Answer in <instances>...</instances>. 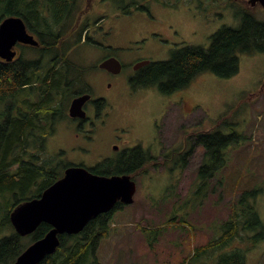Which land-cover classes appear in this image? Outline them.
Here are the masks:
<instances>
[{"label":"rangeland","instance_id":"obj_1","mask_svg":"<svg viewBox=\"0 0 264 264\" xmlns=\"http://www.w3.org/2000/svg\"><path fill=\"white\" fill-rule=\"evenodd\" d=\"M119 2L133 3L76 0L71 20L63 27L69 34L78 33L84 20L92 24L88 36L95 43L83 35L68 54L85 69L82 79L95 81L93 94L112 101L123 122L120 127L132 125L126 129L131 141L120 149L140 143L155 157L133 173V202L113 212L108 235L96 250L97 260L100 264H185L195 246L219 235L240 192L264 180V52H237L238 70L228 77L203 71L171 93L160 92L157 85L132 90L129 78L137 59L165 60L183 44L208 47L210 36L220 27L240 25L236 7L247 0H137L142 8L131 5L129 13L118 10ZM249 9L264 20L261 5H249ZM41 10L43 17L53 18L52 8ZM99 15H105L100 29L95 25ZM67 39L75 38L68 35L64 39L68 44ZM108 55L122 63L115 78L97 65ZM109 83L121 84L117 90L108 88ZM228 108L236 110L228 120L243 138L227 147L223 165L203 191L199 167L204 147L196 142V135L213 130ZM66 119L57 123L46 141L49 156L61 154L58 159L63 163L91 167L111 155L110 143L117 138L106 136L92 150L82 145L83 132L78 138L74 129L63 125ZM255 201L264 220V183ZM148 228L159 231L150 234ZM239 247L248 248L244 264H264V240L253 247L245 241Z\"/></svg>","mask_w":264,"mask_h":264},{"label":"trees","instance_id":"obj_2","mask_svg":"<svg viewBox=\"0 0 264 264\" xmlns=\"http://www.w3.org/2000/svg\"><path fill=\"white\" fill-rule=\"evenodd\" d=\"M46 1L0 0V20L9 15L21 17L38 40V46L21 45V54L13 61L0 58V262L3 263L14 262L28 244L51 228L42 222L34 232L21 236L15 232L9 214L17 204L38 197L70 165L58 159L61 154L49 156L45 144L55 133L57 123L66 117L75 89L84 83L85 69L68 54L73 43L81 39V30L65 34L63 29L71 20L66 17L71 3ZM132 1L119 2L118 10L129 13L131 5L136 6L134 9L142 8L137 0ZM248 4L242 2L236 7V15L241 19L238 27H220L210 36L208 47L183 44L175 48L168 59L153 61L143 68L133 87L156 84L161 92L171 93L203 71L222 77L236 73L237 52H264V20L257 19ZM42 7H52V19L43 17ZM68 35L75 39H67V44L64 39ZM234 111L228 108V113L218 117L213 130L196 135V142L204 147V161L199 167L202 174L199 188L203 191L223 165L227 147L243 138L228 120ZM126 166L108 172L98 164L91 170L103 175L129 173L133 178V173L140 168L137 162ZM263 183L264 180L240 192L237 201L230 204L229 216L220 225L219 235L195 246L185 264H244L248 248L242 249L240 244L246 241L253 247L264 240V220L255 201L263 190ZM124 205L118 202L112 210L92 217L78 233L59 234L56 250L35 264H100L96 250L108 235L113 212ZM148 230L150 234L159 231Z\"/></svg>","mask_w":264,"mask_h":264},{"label":"water","instance_id":"obj_3","mask_svg":"<svg viewBox=\"0 0 264 264\" xmlns=\"http://www.w3.org/2000/svg\"><path fill=\"white\" fill-rule=\"evenodd\" d=\"M247 2L251 6L258 3L264 8V0ZM17 42L38 45L37 39L27 31L21 17H3L0 20V58L11 61L16 54L14 45ZM147 62H139L137 66ZM99 67L116 73L121 69V64L115 57H110L101 61ZM88 98V94L74 98L69 107V115L84 116L80 110ZM135 191L136 182L130 174L107 176L93 173L81 165L67 166L63 175L47 186L38 197L17 204L9 214L15 232L21 236L31 234L42 222L48 223L50 230L28 244L14 262L0 264H35L41 261L56 250L59 234L78 233L92 217L112 210L118 202L132 203Z\"/></svg>","mask_w":264,"mask_h":264},{"label":"flooded vegetation","instance_id":"obj_4","mask_svg":"<svg viewBox=\"0 0 264 264\" xmlns=\"http://www.w3.org/2000/svg\"><path fill=\"white\" fill-rule=\"evenodd\" d=\"M88 1L89 0H87V3H88ZM102 1H108V0H102ZM68 2L71 4L69 6L70 7L69 8V14H67L66 17L70 18L72 16V13H73V7L75 8L76 0H68ZM49 8H52V7H49ZM121 12L124 13L123 11H121ZM97 19L98 20L95 21V25H96V28L100 29L101 26L99 25V23L105 19V15H99L97 17ZM91 25L92 24H90L89 20H84V22L80 25L79 29L81 30V37L83 35H85V40H89V41L95 43L93 36L92 35L88 36L91 32L90 31ZM27 31L29 33H31L37 39V37L33 31H30L28 29H27ZM21 45H28V44L17 42L14 45V49L16 51V54L11 61L18 58V56L21 54V51H22ZM36 46H38V45H36ZM110 57H115V56L114 55H108V56L104 57L101 61H103L104 59L110 58ZM115 58H117V57H115ZM145 60H148V59L139 58V59H137L136 62H134L132 64L133 72H132V76L129 78V81L131 82L132 90H134L133 82H134V80L139 79L140 71H142L143 68H145L149 63L153 62V61L148 60L147 63H144L142 65L137 66V64L139 62H143ZM118 61H120V60L118 59ZM100 62H98V64H97L98 67H99ZM120 64H121V69H122V63L120 62ZM99 68L106 71L111 76V78H115L114 76L121 71V69H120L118 72L114 73V72H112L106 68H101V67H99ZM97 78L99 79L100 83L104 84L102 79L99 76ZM83 82H84L83 84L78 85L79 87H77L75 89L74 94L71 96V98L68 102V106H67V110H66V117H67L66 120L67 121L64 120L61 122H63V125L66 126L69 130L71 128L74 129L75 130L74 134L78 138L80 137V132H83V136H82L83 140L82 141L85 143H83L82 145H85V146L87 145V147H89L92 150L95 148L96 145H98L101 141H103L106 136H107V138H112V137L117 138L118 141H114V142L110 143V147H113L111 155L102 157L101 160L98 161L95 165H93L91 167H87L82 163L70 164V165H81V166L86 167L90 171H92L91 170L92 168L96 167L98 164H102V166H104L103 167L104 169L110 170L108 172H111L114 169L117 170V169L122 168V167H127L126 164L130 165V163H135V162H137V164H138L137 167L141 168L146 162H150V160L154 159L155 157L152 156L153 154H149V151L144 149L142 144H140V143L139 144L136 143L133 146H127L126 148L120 149V147L122 145H125V143H127L128 141H131V139L129 138V135H127V133H126V132H128V131H126V129L131 130L132 125L126 124L125 126L120 127V125H122L123 122L121 121L120 115L115 113L112 101L110 102L109 100H107L108 101V103H107L105 98L96 97L93 94V89H92L93 86L92 85L94 84L95 81L87 82L86 77H85ZM119 84H121V83H116L115 87H114L111 83H109L108 88L114 87L115 89L118 90ZM154 85H156V84H154ZM139 87L144 88L147 86H139ZM162 93H164V92H162ZM84 94L89 95V98L84 101V103L81 106V110H80V111L84 112V116H78V115L71 116V115H69V107H70L71 101L74 98L81 96V95H84ZM162 112H161V115H162ZM115 130L121 131L122 135L117 134L115 132ZM102 131H103V134L101 135ZM123 133H126V135ZM85 134H86V136H85ZM141 141L145 142L144 140H141ZM134 148H138V149L135 151H132V149H134ZM164 156H165V160H166V154ZM140 168L137 170L139 171ZM138 171H135V172H138ZM114 174H116V173H114ZM114 174H108L107 176L114 175ZM121 174H125V173L120 172L118 175H121ZM127 174H129V173H127ZM101 175H103V174H101Z\"/></svg>","mask_w":264,"mask_h":264},{"label":"bare ground","instance_id":"obj_5","mask_svg":"<svg viewBox=\"0 0 264 264\" xmlns=\"http://www.w3.org/2000/svg\"><path fill=\"white\" fill-rule=\"evenodd\" d=\"M4 9V8H3ZM8 12V11H7ZM38 13V12H37ZM36 14V13H35ZM31 19V18H30ZM38 21V20H37Z\"/></svg>","mask_w":264,"mask_h":264}]
</instances>
